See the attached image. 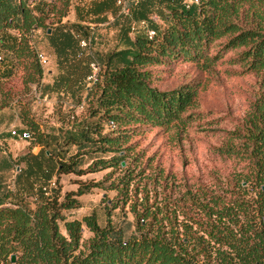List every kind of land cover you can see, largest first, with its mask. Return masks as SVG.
<instances>
[{
    "label": "trees",
    "instance_id": "16d2710c",
    "mask_svg": "<svg viewBox=\"0 0 264 264\" xmlns=\"http://www.w3.org/2000/svg\"><path fill=\"white\" fill-rule=\"evenodd\" d=\"M129 6L130 17H123L116 0H0V110L18 120L10 137L26 130L32 145L17 160L14 189L0 186V264H264V0H200L190 8L181 0H131ZM109 16L122 46L98 55L94 27ZM140 21L147 24L133 29ZM39 33L56 69L44 92L70 97L76 106L90 61L100 66L84 96L85 114L69 110L50 129L29 105L31 85L41 89L46 73L37 56ZM90 36V46L81 47ZM179 60L207 76L170 90L154 86L155 68ZM223 61L237 66L228 75L254 78L244 114L220 130L214 147L237 165L232 176L217 178L215 186L197 178L195 187L182 189L162 171L137 170L130 139L150 126L179 135L195 120L200 91L219 77ZM103 169L110 170L102 180L60 188L62 174ZM51 181L44 195L41 187ZM94 187L103 190V213L73 217L82 205L78 197ZM108 190L116 193L109 204ZM126 208L132 220H112L113 211Z\"/></svg>",
    "mask_w": 264,
    "mask_h": 264
},
{
    "label": "rangeland",
    "instance_id": "374dc122",
    "mask_svg": "<svg viewBox=\"0 0 264 264\" xmlns=\"http://www.w3.org/2000/svg\"><path fill=\"white\" fill-rule=\"evenodd\" d=\"M66 20L70 22V19ZM158 24L162 23L158 21ZM96 39L92 44L93 52L104 54L116 47H121L119 43V29L111 27L110 24L95 26ZM133 36V34H131ZM38 49L45 53L49 60L46 67V73L42 79L41 89L38 85H31V96L29 105L33 118L46 129L55 128L60 124V116L69 110H74L75 114H85L77 110L78 104L73 105L70 97L58 99L54 94L44 92L43 86L50 83L52 77L47 76V70L55 67L54 55L48 46L46 40L39 33L36 38ZM230 56V54L226 55ZM219 77L210 81V84L204 91H200L198 106L194 109L195 120L189 122L181 128V133L176 134V129H165L159 127H146L130 141L135 145L131 156H139V170L145 168V174H155L162 171L169 175L168 180L181 182L182 189L184 183L193 184L199 178L204 183L215 186L217 178L222 181L228 180L232 172L237 168L233 159L226 158L217 154L214 147L222 139L223 133L220 130H230L236 118L242 116L246 110L250 86L254 78L251 75H228L225 70H236V65H229L223 61L218 64ZM56 73V69L54 74ZM53 74V75H54ZM201 73L195 68L194 64L179 60L155 68V80L153 85L162 90H170L181 84H184L192 78L200 77ZM207 75L202 74L205 78ZM18 85L15 80L14 85ZM44 92V93H43ZM85 92H82V100ZM81 100V101H82ZM1 117H4L2 119ZM15 114L11 110H0V186L5 190L14 189V176L17 171L16 165L18 158L27 153L31 148V140L15 139L8 133L9 124ZM18 122V120L16 119ZM15 123L17 124V122ZM1 134H3L1 136ZM4 138L5 140H2ZM34 152L38 151L36 147ZM132 158V157H130ZM126 160H130L129 156ZM89 162L85 158L84 166ZM133 165V162H131ZM110 169L98 170L84 175L62 174L60 176V188L62 191L75 190L79 183H90L102 180ZM119 172L113 174L117 176ZM173 176V178H171ZM111 179L104 184L107 185ZM115 191H106L107 203L115 197ZM103 190L94 187L89 193L79 196L81 207L71 211L73 217L81 218L95 209L97 213H103L105 202L103 199ZM123 211L116 209L111 214L115 222L120 223L123 219L132 220L133 216L126 208Z\"/></svg>",
    "mask_w": 264,
    "mask_h": 264
},
{
    "label": "built area",
    "instance_id": "2783aa9c",
    "mask_svg": "<svg viewBox=\"0 0 264 264\" xmlns=\"http://www.w3.org/2000/svg\"><path fill=\"white\" fill-rule=\"evenodd\" d=\"M130 1L131 0H116V5L118 7V14L119 15H121L123 17H130V6H129ZM181 1H182V4L185 8H190L193 5H197L200 0H181ZM112 20H113V18L110 17L108 21L101 23V25H107ZM146 24H147L146 21H140L138 23L133 22L132 28L134 29L139 25L145 26ZM147 35L149 38H151L154 35V31L152 29L148 28L147 29ZM92 39H93V37L90 36L88 38L81 40V43H80L81 47H83V48L89 47L90 43L92 42ZM37 56H38V59H39L41 66L43 67L44 72H45L49 58L45 53H43L41 51L38 52ZM89 69H90L89 74L87 75L86 80H85V88H84L85 94L88 91H90L92 86L98 80L99 73H100V66L98 65V63L96 61H90ZM83 106H84V99L80 102V104H78L77 110L82 111ZM10 131H11V134H13V135L16 134V131H15L13 125L10 126ZM29 137H30V134L26 130L23 131L20 135H18V138L22 139V140H28ZM53 185H54V182L51 181V182H49V185L42 186L41 192L44 195H48L50 193V189L52 188ZM35 198H36V194L32 197V201Z\"/></svg>",
    "mask_w": 264,
    "mask_h": 264
},
{
    "label": "crops",
    "instance_id": "0c3cea01",
    "mask_svg": "<svg viewBox=\"0 0 264 264\" xmlns=\"http://www.w3.org/2000/svg\"><path fill=\"white\" fill-rule=\"evenodd\" d=\"M74 10H70V12H69V14H68V16H67V19H70V21H74ZM108 18H110V16L108 17ZM54 72H55V67L54 68H49L48 70H47V76L48 77H52L53 76V74H54ZM15 121H16V116L12 119V121H11V123L9 124V127L10 126H12L13 124H16L15 123ZM17 122V121H16ZM17 124H18V122H17ZM2 140H5L4 138L2 139ZM36 147H34L33 148V150L35 149ZM36 153V152H35Z\"/></svg>",
    "mask_w": 264,
    "mask_h": 264
},
{
    "label": "water",
    "instance_id": "95a60500",
    "mask_svg": "<svg viewBox=\"0 0 264 264\" xmlns=\"http://www.w3.org/2000/svg\"><path fill=\"white\" fill-rule=\"evenodd\" d=\"M48 32H50V29H48ZM124 164V162H122V165ZM262 189H264V186H262ZM10 261L12 262V263H14L15 262V254H11V256H10Z\"/></svg>",
    "mask_w": 264,
    "mask_h": 264
}]
</instances>
